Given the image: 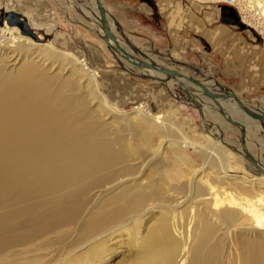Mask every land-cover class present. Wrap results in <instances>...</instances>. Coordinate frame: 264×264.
I'll return each instance as SVG.
<instances>
[{"label": "bare ground", "instance_id": "obj_1", "mask_svg": "<svg viewBox=\"0 0 264 264\" xmlns=\"http://www.w3.org/2000/svg\"><path fill=\"white\" fill-rule=\"evenodd\" d=\"M90 1V15L96 19L101 39L96 5L94 0ZM236 5L244 23L264 29V0H236ZM246 14L256 15L257 20L251 21ZM11 30H8L10 35ZM3 33L1 31L0 35ZM121 38L116 36L117 43L130 55L138 57L139 54L136 56L125 47ZM8 43L6 39L0 41V264H33L35 261L50 264L51 260H56L54 264H107L114 252L123 253L119 251L122 246L127 247V255L120 254L123 256L114 264H221L220 232L226 231V235L235 229H240L243 235L236 253L230 257L232 264H264V190L254 189L263 183L251 185L250 182L249 185L244 178L229 175L227 151L218 146L221 138L215 137V143L197 151L204 162L201 168L193 169L192 164L178 156L190 167L186 169L191 172L190 179L181 183L179 180L187 172L176 167L162 168L164 170L156 175L150 166L145 169L149 170V175L143 178L145 166L140 169L133 163L147 158L155 137L163 138L165 144L171 142L175 147H183L179 145L175 126L171 127L172 119L158 115L152 120L136 108L131 115H123L131 116L129 138L124 140L114 135L109 139L99 120H86L87 102L68 94L65 83L45 76L40 66L29 60L30 55L39 50L30 39L20 36L11 45ZM40 56L49 61L56 54L46 48ZM116 56L119 61L133 66L120 52ZM18 64L17 70H11ZM138 69L150 77L157 72L145 66ZM180 73V77L173 78L155 75V81L161 82L166 77L168 82L163 84L167 88H171L172 83L180 87V83H184L187 88H183L184 91L195 98L191 101L198 105L202 118L203 105L214 118L215 113L226 114L238 130H243L240 145L247 146L244 128L253 120L264 121L249 117V113L259 115V112L242 100L237 103L231 91H224L213 82L210 87L195 79L214 94L211 88L222 92V96L215 94L212 99L198 85L184 79L187 75ZM85 85L89 94L95 93L94 81L88 79ZM98 106L101 115L106 116V107ZM158 151L153 155L160 156ZM242 155L264 173L262 162L250 154ZM207 171L212 176L205 173ZM117 177L118 183L111 190L97 196L95 209L82 214L81 225L73 228L76 239L56 248L59 252L51 253L59 239L69 233L64 229L81 215L83 202L76 204L75 198ZM166 178L172 179L175 186L169 187ZM219 185L238 189L240 193L234 196L224 188L222 191ZM119 187L120 190H115ZM186 204L187 211L183 209L179 213ZM155 213L159 214L157 218ZM146 218L150 224L143 232L140 224ZM247 220L252 222L250 230L248 225L242 224ZM124 232H128V238L123 240ZM38 257L42 259L36 260Z\"/></svg>", "mask_w": 264, "mask_h": 264}, {"label": "rangeland", "instance_id": "obj_2", "mask_svg": "<svg viewBox=\"0 0 264 264\" xmlns=\"http://www.w3.org/2000/svg\"><path fill=\"white\" fill-rule=\"evenodd\" d=\"M159 1L161 0H102V4L108 15L110 30L115 36L122 37V41H127L124 43L125 47L127 46L136 56L139 54L138 57L147 59V62L149 60L161 66L176 69L188 77L204 81L210 87H212L211 82H213L224 91L234 92L250 108L264 113V80H261L264 69L263 27L260 30L254 27L256 31L252 26L241 22L237 9L226 4L202 3L198 0H171L172 17L173 21H176L173 25V29L176 30V39L173 40L172 44L169 42L158 43L150 34L154 33L159 26L160 16L157 12ZM91 8L90 0H75L74 2L67 0H0V33L1 31L4 32V35H0V39H6L9 45L20 36L30 39L35 49L39 50L32 53L29 60L32 59L37 67L40 66L38 68H41L40 71L45 76L57 78L60 83H65L68 94L85 103L87 102L86 120L89 122L95 118L99 120L106 137L109 139L114 135L124 140L129 138L132 131V120L130 119L131 116L129 118L124 116L131 115L136 108L141 110L143 114L149 115L152 120L158 115L171 118V127L175 126L176 133L180 138L179 145L183 147L181 149L175 147L171 142L165 144L163 138L155 137L153 147L147 154L146 160L141 159L133 163L140 169L145 166L144 173H142L143 178L149 175V170H145L149 166L156 175L161 173L160 170L175 167L187 172L190 169L187 167L188 164H192L193 169L203 167L204 162L199 158L197 151L204 146L215 143L214 138L216 137L215 139L219 140L221 138L218 143L219 149L223 148L227 151L230 163L229 175L244 178L249 182V185L250 182L251 185L264 184V173H261L250 161L242 157L244 156L242 154L247 156L250 154L264 165V125H262L264 121L261 123L253 120L249 127L244 128L247 146L245 144L241 146L240 132L236 126L229 123L230 117L226 114L223 116L218 112L215 113L214 118L205 111L206 107L204 108V106L206 105H203V120L208 125L206 128L202 123L196 104L191 101L195 98L188 96L187 91H184L178 84L172 83L171 88H167L168 86L163 84L168 82L166 77H163L161 82L155 81V75L161 77V73H154V77L147 76L140 69L129 66L112 55L99 38L97 24L94 22L96 19L90 15ZM5 11H15L23 16L38 39L34 40L33 37L22 34L17 26L9 25L2 18ZM217 11L219 12L218 16L216 18L211 17V22H208L206 26L212 28L216 24L227 25L224 28V34L229 35L232 45L229 53L232 72L228 74L224 72L225 67H223L224 63L219 52L213 48L206 34L201 37L192 28L193 21L196 17H200L203 12L212 14V12L216 13ZM137 22L139 23L137 24ZM9 29H12L9 31L12 33L11 35L8 34ZM46 48L56 54L54 59L48 61L45 57L39 58L42 57L40 53ZM37 51L39 52L37 53ZM21 63L19 64L21 65ZM19 64L14 69H9L17 70ZM262 66L263 69L260 72ZM78 77L79 79H77ZM88 79L95 82L94 94H89L85 88ZM211 90L216 95L222 94L217 89L211 88ZM99 104L107 109L104 111L107 115L104 117L100 113ZM142 150L144 149L142 148ZM142 150L141 153L144 152ZM157 151L161 152L160 156L153 155ZM178 156L182 160L185 159L188 164L184 165ZM190 173L188 171L179 181L182 180V183L190 179ZM205 173L212 176L210 171ZM137 175H139V171ZM258 179L261 180L258 181ZM118 180L117 177L106 184L90 188L86 195L75 198L76 204L83 202L81 203V215L79 214V218L73 225L64 229L69 230V233L64 238L59 239L60 242L58 241L51 253L57 250L56 248L67 243L70 244L72 240L76 239V232H73V228H79L81 216L89 210L95 209L98 205L97 196L105 190H111V187L117 184ZM165 180L169 187L176 184L172 179L166 178ZM263 184L259 188L254 185L256 186L254 189L264 190ZM217 185V183L213 184L216 187ZM219 187L221 190L223 188V190H228L234 196H238L240 193L238 189L226 188L224 185H219ZM120 188L115 190H120ZM186 206L188 207V204L183 205L179 209L180 211L178 210L179 213L183 209L187 211ZM156 216L159 214L155 213L154 217L157 218ZM177 216L176 213L175 217ZM147 220L148 218L140 224L143 232L150 224ZM251 223L249 220L246 223L242 222V224L249 226V230ZM225 232H220L223 242L220 255L221 264H232L231 258L240 245L243 232L240 229L231 230L229 231L230 234L226 233V235ZM127 234L128 232L122 233L123 240L128 238ZM122 247L123 249L119 251L123 253L114 252L107 264H114L123 255H127V247ZM40 258L38 257L36 260ZM51 261L50 264H54L53 262L56 260ZM33 264H37V262L35 261Z\"/></svg>", "mask_w": 264, "mask_h": 264}, {"label": "water", "instance_id": "obj_3", "mask_svg": "<svg viewBox=\"0 0 264 264\" xmlns=\"http://www.w3.org/2000/svg\"><path fill=\"white\" fill-rule=\"evenodd\" d=\"M95 5H96V9L98 12V22H99V26L101 29V40H104V43L106 45V47L108 48V50L112 53V55H114L116 57L117 60H119L116 56L117 52H120L123 56L126 62L131 63L133 66H135L136 68H139L141 66H145V67H149V68H153L154 70H156L157 72L166 75L170 78L173 77H180L181 73L179 71H177L176 69H171V68H167L164 66H161L157 63L154 62H147L144 61L142 59H140L139 57H134L133 55H130V53L128 51H126L124 48H122V46H120L117 41H116V36L114 35V33L110 30V27L108 25V15L107 12L102 4V0H94ZM2 18L9 24V25H15L17 26V28L19 29V31L22 34L28 35V36H32L34 39H38V37L36 35H34V33L32 32V30L30 29V27L28 26V23L26 21V19L19 15L17 12L15 11H5L2 14ZM107 40H109L111 42L108 43ZM126 43V42H124ZM131 49V48H130ZM134 59L135 61L130 60ZM184 79H186L187 81L194 83L196 85H198L201 89L202 92L210 97V98H214L215 94L212 93L211 91H209L208 89H206L205 87H203L202 85H200V83H198L194 78L185 76ZM182 88H186V85L184 83H180ZM187 89V88H186ZM231 94L233 95V97L235 98V100L237 101V103H241L240 99L238 97H236V95L231 91ZM222 96V94L220 95ZM198 113L202 119V123L204 124V120L202 118L200 109L198 107V105L196 104ZM249 117L254 118V119H263L264 120V113L259 112V115L254 114V113H249ZM229 123L236 126L235 123L230 122ZM240 134H243V130L240 129L239 130ZM245 157V156H244ZM247 157V156H246Z\"/></svg>", "mask_w": 264, "mask_h": 264}, {"label": "crops", "instance_id": "obj_4", "mask_svg": "<svg viewBox=\"0 0 264 264\" xmlns=\"http://www.w3.org/2000/svg\"><path fill=\"white\" fill-rule=\"evenodd\" d=\"M156 4V3H155ZM172 1L171 0H161L158 2L157 5V12L160 16L159 26L156 28L155 32L150 34L152 38L155 40V42H169L172 44L173 40L176 39V30L173 29L174 23L176 21H173L172 17ZM209 13H202L200 17H196V19L192 23V28L196 30L198 34L202 37L204 34H206V37L208 40L212 43L213 48L216 49L224 63V72L225 73H231V64H230V49H231V39L229 38V35L224 34L225 33V27L227 25L225 24H216L212 26V28H207L206 24L208 22H211L210 18H216L218 16L219 12L209 14ZM139 21V20H138ZM139 22H137L138 24ZM208 32V33H206ZM262 68L260 69V72ZM263 78V79H262ZM262 78L261 80H264V69L262 71Z\"/></svg>", "mask_w": 264, "mask_h": 264}, {"label": "built area", "instance_id": "obj_5", "mask_svg": "<svg viewBox=\"0 0 264 264\" xmlns=\"http://www.w3.org/2000/svg\"><path fill=\"white\" fill-rule=\"evenodd\" d=\"M198 1H200V2H202V3H217V4L222 3V4H226V5L232 6V7H234L235 9H237V11H238V16H239V18H240V21L243 22V21H242V18H241L240 10H239V8H238L237 5H236V0H198ZM246 15H247V14H246ZM247 18L250 19L251 21H255V20H257V16H256V15H253L252 17H250V16L247 15ZM243 23H244V22H243ZM245 24H246V23H245ZM247 25H248V24H247Z\"/></svg>", "mask_w": 264, "mask_h": 264}]
</instances>
